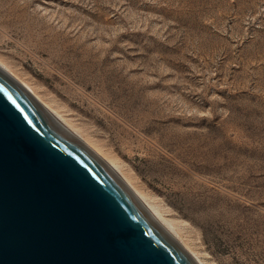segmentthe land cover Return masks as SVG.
Masks as SVG:
<instances>
[{
	"label": "rangeland",
	"instance_id": "374dc122",
	"mask_svg": "<svg viewBox=\"0 0 264 264\" xmlns=\"http://www.w3.org/2000/svg\"><path fill=\"white\" fill-rule=\"evenodd\" d=\"M0 61L201 263L264 264V0H0Z\"/></svg>",
	"mask_w": 264,
	"mask_h": 264
},
{
	"label": "water",
	"instance_id": "95a60500",
	"mask_svg": "<svg viewBox=\"0 0 264 264\" xmlns=\"http://www.w3.org/2000/svg\"><path fill=\"white\" fill-rule=\"evenodd\" d=\"M0 264H196L128 187L0 70Z\"/></svg>",
	"mask_w": 264,
	"mask_h": 264
},
{
	"label": "bare ground",
	"instance_id": "6f19581e",
	"mask_svg": "<svg viewBox=\"0 0 264 264\" xmlns=\"http://www.w3.org/2000/svg\"><path fill=\"white\" fill-rule=\"evenodd\" d=\"M0 70L18 84L43 110H45L55 121H57L66 131L80 141L93 154H95L116 176L128 187L146 210L153 216L159 225L185 250V252L193 259L196 264H203L197 259L194 252L189 250L178 238L177 233L167 224L166 220L155 210L148 198L143 195L121 172L118 165L109 157L97 150L91 143L81 136L70 124L66 122L57 112H55L46 102H44L34 90L22 79H20L12 70L0 61Z\"/></svg>",
	"mask_w": 264,
	"mask_h": 264
}]
</instances>
